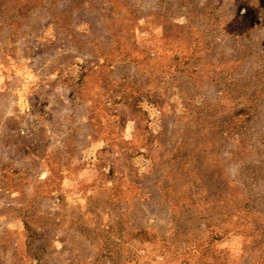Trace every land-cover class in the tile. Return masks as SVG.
Listing matches in <instances>:
<instances>
[{
	"label": "rangeland",
	"instance_id": "374dc122",
	"mask_svg": "<svg viewBox=\"0 0 264 264\" xmlns=\"http://www.w3.org/2000/svg\"><path fill=\"white\" fill-rule=\"evenodd\" d=\"M0 264H264V0H0Z\"/></svg>",
	"mask_w": 264,
	"mask_h": 264
}]
</instances>
